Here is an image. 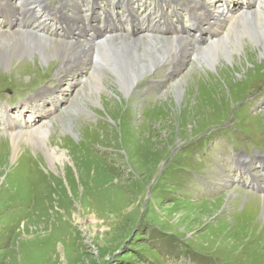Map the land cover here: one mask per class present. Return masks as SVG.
<instances>
[{"label":"rangeland","instance_id":"374dc122","mask_svg":"<svg viewBox=\"0 0 264 264\" xmlns=\"http://www.w3.org/2000/svg\"><path fill=\"white\" fill-rule=\"evenodd\" d=\"M227 1L237 15L242 1ZM132 2L140 16L162 21L156 0ZM162 4L170 10L172 2ZM189 24L180 14L176 26ZM253 47L247 61L243 49L231 54L245 61L237 68L223 55L212 68L200 56L160 89L147 83L165 77L164 69L129 93L103 71V105L77 96L93 84L86 70L77 73L85 75L82 87L65 81L55 89L58 59L45 63L32 52L0 68V264H264L263 196L254 180L244 182L247 169L234 164L245 153L264 165V48ZM224 64L227 75L217 71ZM179 79L185 87L177 99L171 88ZM49 88L64 90L51 96ZM29 119L47 126L49 146L65 148L72 161L50 166L36 139L17 140L15 152L10 126L22 135L34 129L26 127ZM261 164L252 168L260 179Z\"/></svg>","mask_w":264,"mask_h":264},{"label":"bare ground","instance_id":"6f19581e","mask_svg":"<svg viewBox=\"0 0 264 264\" xmlns=\"http://www.w3.org/2000/svg\"><path fill=\"white\" fill-rule=\"evenodd\" d=\"M168 1L172 2L170 10H167V6L165 8L162 4V2L168 4ZM180 1L156 0V6L162 15V21L156 22L157 20L153 19L155 15L141 17L139 10L133 8L131 0H102L100 10L96 8V4L101 3L100 0H79L78 2L61 0L56 7L50 6L49 0H19L16 4L12 0H0V19H2L0 20V68L7 70L16 57H26L32 52H38L45 63L50 59H58L64 70L62 68L57 72V77H59L55 79V83L59 82V85H56L55 89L65 81L68 86L79 84L82 87L85 84V81L83 82L85 75L77 73L86 70L90 74V79L86 78L85 80L93 84L86 85L83 89L80 88L77 96L85 102L90 97L92 102L99 104L101 100L99 101L98 93L100 89L104 88L103 71L112 73L116 87L123 93H129L138 85L143 84L142 80L146 78L145 75H149L155 69V73L157 70L164 69L166 70L165 77L160 81L157 80L160 77L156 76V79L150 77L151 80L147 83L150 90L160 89L168 80L178 76L188 64L193 66L195 61L197 63V58L200 56L212 68L215 67L218 57L223 55L224 63L234 61L232 67L237 68V63L244 64L249 56H254L252 50L254 44L264 48V0H241L243 7L237 10V15L231 13L232 8L228 5L227 0L225 2L184 0L183 3ZM178 3L183 5L184 12L176 11ZM182 13L187 15L190 27L176 26V21ZM50 16L59 20L60 29H57L55 22L50 20ZM15 20L18 21L16 26L14 25ZM3 22L7 25L5 26ZM47 32L55 33V35H46ZM244 36H246L245 39ZM249 46H251L250 49ZM240 49H243L247 54L244 56L246 57L244 62L242 55L238 60H235V57L231 55L239 53ZM262 54H264V50ZM172 62H177L180 65L174 64L168 67L167 63ZM228 70L230 69L225 64L222 69L217 67V71H223V75L229 74ZM210 79L206 78V80ZM215 79L218 80L219 77L216 76ZM173 83L171 93H174L179 99L185 86L182 79ZM63 90L61 89L58 94L61 95ZM45 92L51 93V96L58 95L50 88ZM45 92H42L41 95H44ZM34 99L36 96L32 95L30 100L33 102ZM157 99L155 101H158ZM185 105L188 106V101ZM55 108V104L53 107L49 105L45 111L50 114ZM8 110L5 107L6 113L9 112ZM4 115L7 116V114ZM18 116L20 117V115ZM13 117L17 116L9 117V124L14 121ZM66 118L67 124H71V119L65 116ZM160 119L163 120V117ZM170 119H173L171 115ZM151 121L150 118L148 122L151 123ZM30 122H32L31 119L25 123L26 127L35 126ZM70 124L69 128L72 127ZM60 125L66 127L65 122L61 121ZM18 127H23V122ZM10 128L13 131L9 130L10 135L8 136H11L15 152L18 150L17 140L36 139L37 143L42 144L41 151L50 166L55 168L59 163L64 165L66 162L72 161L69 151L65 148L58 149L49 146L51 141L47 139V136L50 129L47 126L36 125L34 129L25 131L22 135H18L21 132L14 130V126L11 125ZM257 153H254L255 157L260 161L263 156H259ZM234 164L247 169L249 178L244 182L251 183L254 180L256 182L254 186L257 187V191H260L264 201V176L260 179L258 173L252 172V168L260 166L261 163L256 165L253 162V157L244 153L242 156H235ZM261 166L264 165L261 164ZM229 182L225 180L223 186L229 187ZM255 206L258 208L261 205L256 204Z\"/></svg>","mask_w":264,"mask_h":264}]
</instances>
